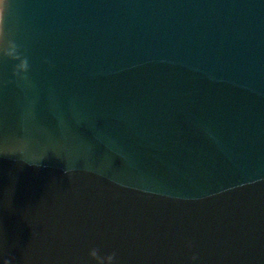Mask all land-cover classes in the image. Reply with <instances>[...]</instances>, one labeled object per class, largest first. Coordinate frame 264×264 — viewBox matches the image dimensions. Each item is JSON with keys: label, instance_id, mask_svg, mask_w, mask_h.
<instances>
[{"label": "water", "instance_id": "water-1", "mask_svg": "<svg viewBox=\"0 0 264 264\" xmlns=\"http://www.w3.org/2000/svg\"><path fill=\"white\" fill-rule=\"evenodd\" d=\"M0 264H264V0H0Z\"/></svg>", "mask_w": 264, "mask_h": 264}]
</instances>
